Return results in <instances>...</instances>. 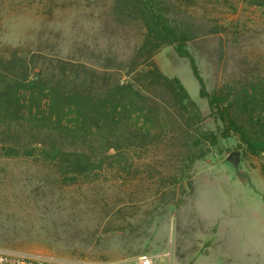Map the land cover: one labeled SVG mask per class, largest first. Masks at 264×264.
<instances>
[{
	"label": "rangeland",
	"instance_id": "obj_1",
	"mask_svg": "<svg viewBox=\"0 0 264 264\" xmlns=\"http://www.w3.org/2000/svg\"><path fill=\"white\" fill-rule=\"evenodd\" d=\"M165 2L200 28L190 50L208 90L229 92L264 78V0ZM113 7V0H0V81L31 78L33 70H50L64 58H127L141 30ZM153 59L196 101L203 128L220 132L188 59L169 44ZM163 134L158 145L111 149L102 164L80 171L0 148V248L87 263L131 264L147 252L156 264H209L211 248L234 264L264 261V154L248 152L232 133L186 165L177 123ZM235 149L237 167L226 159ZM202 194L242 197L240 211L211 207L222 219L210 232L199 209Z\"/></svg>",
	"mask_w": 264,
	"mask_h": 264
},
{
	"label": "trees",
	"instance_id": "obj_2",
	"mask_svg": "<svg viewBox=\"0 0 264 264\" xmlns=\"http://www.w3.org/2000/svg\"><path fill=\"white\" fill-rule=\"evenodd\" d=\"M113 6L117 16L128 17L141 30L127 58H64L50 70H33L31 78L0 81V148L6 155L38 153L80 171L102 164L108 150L162 143L173 120L184 134L179 141L186 165L204 157L219 135L232 133L248 152L264 154V78L233 85L229 92L208 90L190 50L198 26L165 0H113ZM166 44L188 59L199 96L222 123L220 132L203 128L199 106L180 79L155 63L153 56ZM162 101L172 110L163 109ZM93 154L101 157L92 159ZM260 171L264 177V164Z\"/></svg>",
	"mask_w": 264,
	"mask_h": 264
},
{
	"label": "crops",
	"instance_id": "obj_3",
	"mask_svg": "<svg viewBox=\"0 0 264 264\" xmlns=\"http://www.w3.org/2000/svg\"><path fill=\"white\" fill-rule=\"evenodd\" d=\"M242 197H222V198H213L212 196H208L205 194H202L198 200V203H201L199 209L201 211V215L204 219V223L206 224L207 227H210V232H213L214 229H218V222L222 219L220 218V213L219 214H210V211H213L212 208L217 207L218 204H225L223 206L218 207L221 209L223 213H226V211L231 210L232 208L234 209L233 212L236 213L239 210V204L242 202L240 199ZM212 207V208H211ZM207 210V212H206ZM225 211V212H224ZM232 218V217H230ZM230 221V219L226 220ZM232 221H236V218H233ZM231 221V222H232ZM210 251L212 253L208 256V259L210 262L209 264H234L233 263V258H229L227 254L223 255L221 252L217 253L215 249L211 248ZM232 251V250H231ZM216 252V253H214ZM214 253V254H213ZM212 262V263H211ZM253 262H257L259 264H264V261H259V260H249L248 262L244 264H252ZM208 264V263H207Z\"/></svg>",
	"mask_w": 264,
	"mask_h": 264
},
{
	"label": "built area",
	"instance_id": "obj_4",
	"mask_svg": "<svg viewBox=\"0 0 264 264\" xmlns=\"http://www.w3.org/2000/svg\"><path fill=\"white\" fill-rule=\"evenodd\" d=\"M0 264H112V263H87L81 260L65 259L44 256L36 253L22 252L15 249L0 248ZM124 264V263H116ZM131 264H156L152 254L144 252L139 254ZM257 264V263H252Z\"/></svg>",
	"mask_w": 264,
	"mask_h": 264
},
{
	"label": "water",
	"instance_id": "obj_5",
	"mask_svg": "<svg viewBox=\"0 0 264 264\" xmlns=\"http://www.w3.org/2000/svg\"><path fill=\"white\" fill-rule=\"evenodd\" d=\"M226 159L229 160V161H232L233 165L235 167H237L238 166V162L240 160V151L237 150V149L231 151L230 153L227 154Z\"/></svg>",
	"mask_w": 264,
	"mask_h": 264
}]
</instances>
